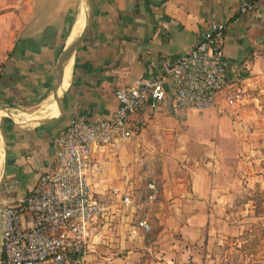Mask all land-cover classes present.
Wrapping results in <instances>:
<instances>
[{
  "label": "crops",
  "instance_id": "0c3cea01",
  "mask_svg": "<svg viewBox=\"0 0 264 264\" xmlns=\"http://www.w3.org/2000/svg\"><path fill=\"white\" fill-rule=\"evenodd\" d=\"M93 2L94 10L82 0H0V170L17 180L14 193L24 195L51 167L72 117L112 115L117 88L158 75L211 21H224L228 78L244 98L184 117L143 108L134 138L94 148L96 158L109 162L93 178L98 191L131 189L140 203L145 162L156 163L162 181L155 229L147 234L137 227L136 206L120 208L116 198L99 219L102 243L94 255L103 264H229L214 249L242 232L229 220V205L247 168L242 122L253 106L264 105V0L246 14L239 13L241 0ZM86 22L59 77V58ZM165 84L170 89L174 80Z\"/></svg>",
  "mask_w": 264,
  "mask_h": 264
},
{
  "label": "built area",
  "instance_id": "2783aa9c",
  "mask_svg": "<svg viewBox=\"0 0 264 264\" xmlns=\"http://www.w3.org/2000/svg\"><path fill=\"white\" fill-rule=\"evenodd\" d=\"M260 1L241 0L239 13L255 11ZM226 28L224 21H211L195 45L169 60L158 75L137 77L117 88L119 105L112 115L72 117L59 134L51 167L24 195L14 193L15 178H2L0 264H103L94 255L96 244L102 243L97 226L116 198L120 208L136 206L137 227L144 232L153 229L146 201L140 198L136 203L131 189L111 193L95 189L93 178L105 170V163L94 156V148H115L134 138L139 128L135 115L143 108L184 117L190 110L240 102L245 91L232 87L228 78ZM167 78L174 80L170 89ZM147 188V203L156 205L162 189L155 177Z\"/></svg>",
  "mask_w": 264,
  "mask_h": 264
},
{
  "label": "rangeland",
  "instance_id": "374dc122",
  "mask_svg": "<svg viewBox=\"0 0 264 264\" xmlns=\"http://www.w3.org/2000/svg\"><path fill=\"white\" fill-rule=\"evenodd\" d=\"M80 14L81 8L78 16ZM41 107L37 106L36 112ZM16 118L22 119L17 115ZM242 130L246 151L241 157L247 168L243 171L240 190L229 205V220L241 225L242 232L228 235L221 245L215 247L214 253H217L220 261L229 264H264V105L253 106L252 111L242 122ZM153 164L156 166V163ZM105 166L107 172L109 162L106 161ZM142 166L143 168L139 170L140 176L137 184L140 188L144 180V169L148 165L145 162ZM3 177L2 168L0 189Z\"/></svg>",
  "mask_w": 264,
  "mask_h": 264
},
{
  "label": "trees",
  "instance_id": "16d2710c",
  "mask_svg": "<svg viewBox=\"0 0 264 264\" xmlns=\"http://www.w3.org/2000/svg\"><path fill=\"white\" fill-rule=\"evenodd\" d=\"M153 177H155L157 179L158 185L162 189V181H161L159 171L156 168H154L153 166L149 165L147 168L144 169V172H143L144 180H143V183L141 185V192H140L141 199L146 201V207L150 209V220L153 223V229L151 231L147 232V234L151 233L155 229V224H156L155 218L152 215L154 209L156 208V205H149L147 203V194L149 192V190L147 188V182L149 180H151Z\"/></svg>",
  "mask_w": 264,
  "mask_h": 264
},
{
  "label": "water",
  "instance_id": "95a60500",
  "mask_svg": "<svg viewBox=\"0 0 264 264\" xmlns=\"http://www.w3.org/2000/svg\"><path fill=\"white\" fill-rule=\"evenodd\" d=\"M82 2H84L86 4V6H88L91 10H94L95 6H94L93 0H87V1L86 0H83ZM86 25H87V22H86ZM85 34H86V30L84 28L82 30V32L64 50L63 54L59 58V61H58L59 77H60L61 68H62L61 66L71 56V54L75 51V49L78 47V45L80 44V42L83 40ZM0 197H1V191H0Z\"/></svg>",
  "mask_w": 264,
  "mask_h": 264
},
{
  "label": "bare ground",
  "instance_id": "6f19581e",
  "mask_svg": "<svg viewBox=\"0 0 264 264\" xmlns=\"http://www.w3.org/2000/svg\"><path fill=\"white\" fill-rule=\"evenodd\" d=\"M0 146H1V145H0ZM2 148H3V145H2ZM1 153H2V152H0V158H1V155H2ZM0 161H1V159H0Z\"/></svg>",
  "mask_w": 264,
  "mask_h": 264
}]
</instances>
